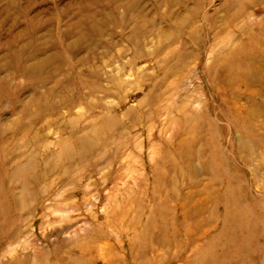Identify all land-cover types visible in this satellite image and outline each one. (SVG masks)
I'll return each mask as SVG.
<instances>
[{
  "label": "rangeland",
  "instance_id": "374dc122",
  "mask_svg": "<svg viewBox=\"0 0 264 264\" xmlns=\"http://www.w3.org/2000/svg\"><path fill=\"white\" fill-rule=\"evenodd\" d=\"M0 174V264H264V0H0Z\"/></svg>",
  "mask_w": 264,
  "mask_h": 264
},
{
  "label": "bare ground",
  "instance_id": "6f19581e",
  "mask_svg": "<svg viewBox=\"0 0 264 264\" xmlns=\"http://www.w3.org/2000/svg\"><path fill=\"white\" fill-rule=\"evenodd\" d=\"M69 159L68 157V153L65 151L63 152V154L61 155V160L65 163L67 162ZM37 169H38V164L36 161L31 160L29 162L26 163V165L22 166V167H17L13 173L9 176V185L11 184L13 187L17 186L18 188H20V190L22 191L23 194H29L30 195V187L31 184L35 181V179L37 178V175H34V173H37ZM65 172H68V169H66ZM1 175V174H0ZM228 196V194L226 195ZM225 196V197H226ZM13 199L15 198V195H13L12 197ZM230 200L231 202H233V198L232 197H228L227 200ZM20 202V201H19ZM6 203H4L5 206ZM238 213H241L240 211H234L231 213L230 216V221L235 220V217L238 215ZM163 224H166V218L163 217L161 218ZM150 221V220H149ZM234 223V221H233ZM231 223L229 224L231 227L229 229V233L227 234L229 237L234 236L235 231H237V229L239 228L238 226L236 227L235 225H237L238 223ZM152 220L151 223H149V226L147 227V230H149L150 226H152ZM151 229V228H150ZM150 231V230H149Z\"/></svg>",
  "mask_w": 264,
  "mask_h": 264
}]
</instances>
